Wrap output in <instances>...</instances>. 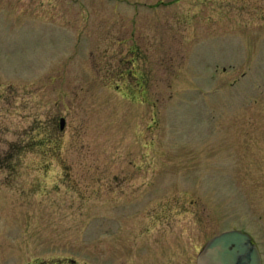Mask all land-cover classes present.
I'll return each instance as SVG.
<instances>
[{"label": "rangeland", "instance_id": "obj_1", "mask_svg": "<svg viewBox=\"0 0 264 264\" xmlns=\"http://www.w3.org/2000/svg\"><path fill=\"white\" fill-rule=\"evenodd\" d=\"M232 228L264 264V0H0V264Z\"/></svg>", "mask_w": 264, "mask_h": 264}, {"label": "water", "instance_id": "obj_2", "mask_svg": "<svg viewBox=\"0 0 264 264\" xmlns=\"http://www.w3.org/2000/svg\"><path fill=\"white\" fill-rule=\"evenodd\" d=\"M64 117H61V126ZM197 264H263L262 253L252 235L232 228L210 237L197 256Z\"/></svg>", "mask_w": 264, "mask_h": 264}, {"label": "flooded vegetation", "instance_id": "obj_3", "mask_svg": "<svg viewBox=\"0 0 264 264\" xmlns=\"http://www.w3.org/2000/svg\"><path fill=\"white\" fill-rule=\"evenodd\" d=\"M22 264H82V263L77 262V260L75 259L66 260L65 258L63 259L62 258H52V259L33 260V261L23 262ZM92 264H98V263H92ZM193 264H197V259L193 261Z\"/></svg>", "mask_w": 264, "mask_h": 264}]
</instances>
